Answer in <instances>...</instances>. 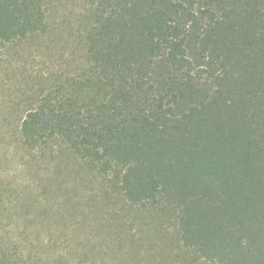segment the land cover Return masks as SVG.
Here are the masks:
<instances>
[{
  "label": "trees",
  "instance_id": "1",
  "mask_svg": "<svg viewBox=\"0 0 264 264\" xmlns=\"http://www.w3.org/2000/svg\"><path fill=\"white\" fill-rule=\"evenodd\" d=\"M85 11V68L31 92L24 142L58 146L129 204L171 196L186 241L264 264V0ZM44 19L35 0H0V48L39 40Z\"/></svg>",
  "mask_w": 264,
  "mask_h": 264
},
{
  "label": "rangeland",
  "instance_id": "2",
  "mask_svg": "<svg viewBox=\"0 0 264 264\" xmlns=\"http://www.w3.org/2000/svg\"><path fill=\"white\" fill-rule=\"evenodd\" d=\"M35 1L45 34L0 48V264H232L222 245L211 250L185 240L171 196L129 204L58 146L24 142L19 128L31 92L42 79L64 81L85 68L75 36L96 4Z\"/></svg>",
  "mask_w": 264,
  "mask_h": 264
}]
</instances>
